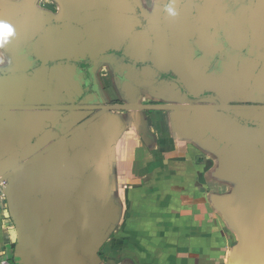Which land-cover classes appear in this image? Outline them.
I'll return each instance as SVG.
<instances>
[{
  "label": "crops",
  "instance_id": "0c3cea01",
  "mask_svg": "<svg viewBox=\"0 0 264 264\" xmlns=\"http://www.w3.org/2000/svg\"><path fill=\"white\" fill-rule=\"evenodd\" d=\"M0 182V261L264 264V0H0Z\"/></svg>",
  "mask_w": 264,
  "mask_h": 264
},
{
  "label": "rangeland",
  "instance_id": "374dc122",
  "mask_svg": "<svg viewBox=\"0 0 264 264\" xmlns=\"http://www.w3.org/2000/svg\"><path fill=\"white\" fill-rule=\"evenodd\" d=\"M138 203H141V202L139 201ZM130 214L128 213V216ZM145 218L148 219L149 216L145 215ZM143 224L146 225V226L148 225L147 223H143ZM214 224L215 223H210V226L209 227L207 226V229H206L207 236L208 235L210 237L213 236L212 229L214 228ZM163 229L164 228H160L161 231ZM146 230H147L146 234H148L150 232V227H148ZM136 233H137V223H116V224L113 225V229H111V232L109 233V236H111L110 237L111 238L110 241L112 240L113 243H116L115 246H120L118 252H119L121 257L123 256V254H130V253L133 254L132 252L137 250V246L138 245H137V234ZM117 257H118V254H117L116 258ZM128 258H130V257H125L124 259H122V261H124V260H126ZM131 259H132V257H131Z\"/></svg>",
  "mask_w": 264,
  "mask_h": 264
},
{
  "label": "built area",
  "instance_id": "2783aa9c",
  "mask_svg": "<svg viewBox=\"0 0 264 264\" xmlns=\"http://www.w3.org/2000/svg\"><path fill=\"white\" fill-rule=\"evenodd\" d=\"M2 185H3V183L0 182V204L2 203V200H3ZM0 264H10V263L8 261L1 260Z\"/></svg>",
  "mask_w": 264,
  "mask_h": 264
},
{
  "label": "water",
  "instance_id": "95a60500",
  "mask_svg": "<svg viewBox=\"0 0 264 264\" xmlns=\"http://www.w3.org/2000/svg\"><path fill=\"white\" fill-rule=\"evenodd\" d=\"M127 107H135V106H127ZM191 106H189V108H190ZM209 107H213V106H209ZM219 108H221V109H224V110H228L229 109V107L228 106H226V105H223V104H221L220 106H218Z\"/></svg>",
  "mask_w": 264,
  "mask_h": 264
}]
</instances>
